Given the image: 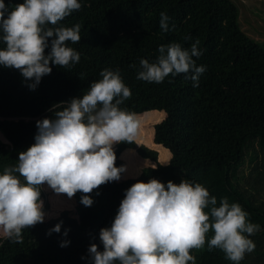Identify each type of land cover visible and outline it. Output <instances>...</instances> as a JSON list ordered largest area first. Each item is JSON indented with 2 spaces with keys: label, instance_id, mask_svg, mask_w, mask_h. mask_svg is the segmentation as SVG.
I'll use <instances>...</instances> for the list:
<instances>
[{
  "label": "trees",
  "instance_id": "16d2710c",
  "mask_svg": "<svg viewBox=\"0 0 264 264\" xmlns=\"http://www.w3.org/2000/svg\"><path fill=\"white\" fill-rule=\"evenodd\" d=\"M3 2L10 12L24 0ZM78 2L81 8L57 25H80V41L67 42L78 52V63L62 68L50 62L51 73L43 76L34 90L29 88L33 81L26 80L19 70L0 65V134L7 142L0 139V164L34 144L36 122L55 119V111L62 110L56 107L61 102L66 106L73 98H82L92 82L102 79L104 69L119 70L132 93L120 107L136 113L140 120L133 142L113 145L116 159L127 153L123 174L132 173L138 165H159L151 152L154 142L172 157L164 166L146 169L140 178L103 184L99 194L105 205L98 216L83 212L78 221L51 218L23 229L22 243L0 238V264H92L88 248L95 244L103 251L100 229L111 227L125 191L137 181L151 179L165 186L168 181L200 183L217 198V206L221 198L238 203L248 213L249 222L260 226L249 237L254 251L246 253L239 264H264V39H252L240 27L243 2ZM161 12L169 17L167 32L160 28ZM53 38H48L45 55ZM196 40L202 55L193 59L206 69L197 87L185 74L170 75L161 83L137 79L139 61L155 62L161 45L179 43L190 48ZM5 47L0 41V50ZM152 110L165 114L155 125L154 137L148 112ZM141 137L147 138L149 147ZM115 166L124 163L117 159ZM57 224L60 231L51 232ZM212 235L210 230L207 237ZM190 254L195 264H233L222 250H209L207 242Z\"/></svg>",
  "mask_w": 264,
  "mask_h": 264
},
{
  "label": "clouds",
  "instance_id": "9594fccd",
  "mask_svg": "<svg viewBox=\"0 0 264 264\" xmlns=\"http://www.w3.org/2000/svg\"><path fill=\"white\" fill-rule=\"evenodd\" d=\"M80 8L78 0H24L8 12L0 0V41L6 45L0 50V65L19 70L33 81L29 88L34 90L51 73L50 62L62 68L78 63V52L67 42L80 41V25H57ZM168 21L161 12L159 24L164 32L169 31ZM48 38L53 39L45 55ZM199 43L196 40L190 48L179 43L161 45L155 62L139 61L137 79L161 83L170 75L185 74L197 87L206 70L193 59L202 55ZM100 76L82 98L57 105L62 110L55 111V119L37 121L35 143L18 154L15 166L4 168L0 175L3 240L22 243L23 229L43 223L42 185L69 198L81 192V203L91 206L89 193L120 179L124 168L115 166L113 145L133 142L140 120L136 113L120 107L132 93L119 70L104 69ZM210 230L213 235L208 238ZM259 230L238 203L221 198L217 206V198L200 183L168 181L165 186L151 179L137 181L125 191L111 227L100 229L103 251L91 244L88 252L92 264H195L191 251L207 242L209 250L220 249L233 264H239L246 253L254 251L249 237ZM50 231L58 233L60 224Z\"/></svg>",
  "mask_w": 264,
  "mask_h": 264
},
{
  "label": "crops",
  "instance_id": "0c3cea01",
  "mask_svg": "<svg viewBox=\"0 0 264 264\" xmlns=\"http://www.w3.org/2000/svg\"><path fill=\"white\" fill-rule=\"evenodd\" d=\"M148 112L154 118L160 117V121L165 116V114L162 111L152 110V111H148ZM155 145L157 146V148L163 149V147L161 145H159V144H155ZM156 146H155V148H156ZM163 150L166 151V152L162 151L164 157H166L168 155L167 158L169 159L168 162L167 161L165 162L164 165H166L169 163V161L171 159V154L165 148ZM164 153H166L167 155H165ZM6 162H8V161H6ZM6 162L0 164L1 169L4 168L2 164L6 165ZM125 166H126V164H125ZM125 166H124V170H125ZM141 167L142 166L138 165L136 170H134L132 173L123 174V172H121L120 173V179L118 180V182L126 180V179L136 178L137 175H140V177H141L143 175V174H141V170H139ZM137 170H139V171H137ZM0 175H2V174H0ZM102 186L103 185L99 186L98 188L94 189L91 193L88 194L93 201L92 205L91 206H84L81 203V197H82V195H84L83 193L77 192L74 196L69 198L65 194H57L51 188H49L46 184L42 185L40 187V196H41L40 199L43 202L42 211L44 212V221L49 220L51 218L58 217V216H63L65 218L69 219L70 221H78L81 213H83V212L87 213L91 216H98L99 214H101L102 208L105 205L104 200L102 199V197L99 194V191L102 188Z\"/></svg>",
  "mask_w": 264,
  "mask_h": 264
},
{
  "label": "rangeland",
  "instance_id": "374dc122",
  "mask_svg": "<svg viewBox=\"0 0 264 264\" xmlns=\"http://www.w3.org/2000/svg\"><path fill=\"white\" fill-rule=\"evenodd\" d=\"M241 1L243 2L245 9L244 10L242 9L244 12L242 10H239V25H240V27L242 28L244 33L247 34L249 37H251L252 39H255V40L261 39L260 42H262V40L264 39V0H241ZM245 20H247V21H245ZM159 122H160V117L154 118L153 116H151V125H152V130H153V136L152 137H154L155 125L158 124ZM141 138L143 139V142L147 145V147H149V143H148L147 138L146 137H141ZM0 139H2V141L4 143H7L4 140V138L1 136V134H0ZM163 149H159V148H157V146H156V148H155V146H154V148L151 146V152L154 155H156V158L158 159V162H159L158 166H163L165 164V162L166 161L168 162V160H169L167 158L168 155L166 153H164V154L167 156L164 157L162 151L163 152H166V151ZM126 156H127V153H124L121 156H118V158H117L118 160H120L124 163V166L126 164ZM133 158H134V156H133ZM17 163H18V154H15V155H12V157L8 160V162H6V165L5 164H2V165L5 168V167H10V166H15ZM124 166H123V168H124ZM158 166L146 165V166L141 167L139 170H141V174H143L146 169L156 168ZM4 168L3 169L0 168V174H3ZM139 170H137V171H139ZM136 178H140V175H137ZM117 182H118V180H117ZM40 198H41V196H40Z\"/></svg>",
  "mask_w": 264,
  "mask_h": 264
}]
</instances>
